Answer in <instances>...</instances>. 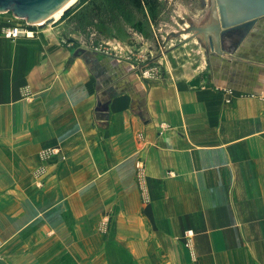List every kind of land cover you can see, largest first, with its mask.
Wrapping results in <instances>:
<instances>
[{
    "label": "crops",
    "instance_id": "1",
    "mask_svg": "<svg viewBox=\"0 0 264 264\" xmlns=\"http://www.w3.org/2000/svg\"><path fill=\"white\" fill-rule=\"evenodd\" d=\"M74 51L0 33V264H264V21L156 78Z\"/></svg>",
    "mask_w": 264,
    "mask_h": 264
},
{
    "label": "rangeland",
    "instance_id": "2",
    "mask_svg": "<svg viewBox=\"0 0 264 264\" xmlns=\"http://www.w3.org/2000/svg\"><path fill=\"white\" fill-rule=\"evenodd\" d=\"M206 11L207 0H140V4L121 7L120 11L113 10L107 0H79L57 21L32 30L33 35L53 37L58 45L69 50L83 48L87 54L116 58L140 70L151 65H157L160 72L166 68L173 70L180 67L186 56L191 58L189 66L196 69L195 65L201 64L196 57L202 56L204 63L206 52L195 37L190 39L192 33L186 31V19L197 26ZM8 19L23 21L14 19L9 11L0 14L2 26ZM0 33L6 38L2 27ZM186 51L189 55H185ZM109 258L112 264H122L128 257L122 251H110Z\"/></svg>",
    "mask_w": 264,
    "mask_h": 264
},
{
    "label": "water",
    "instance_id": "3",
    "mask_svg": "<svg viewBox=\"0 0 264 264\" xmlns=\"http://www.w3.org/2000/svg\"><path fill=\"white\" fill-rule=\"evenodd\" d=\"M70 0H0V12L24 19L27 23H41V26L54 21L51 15ZM77 2V1H76ZM76 2L66 8L73 6ZM187 20V33L196 38L205 52L214 54H235L247 36L261 26L264 21V0H207L204 20L192 26ZM83 48H77L73 55L82 56ZM99 119L107 117L105 110L97 108Z\"/></svg>",
    "mask_w": 264,
    "mask_h": 264
},
{
    "label": "built area",
    "instance_id": "4",
    "mask_svg": "<svg viewBox=\"0 0 264 264\" xmlns=\"http://www.w3.org/2000/svg\"><path fill=\"white\" fill-rule=\"evenodd\" d=\"M3 12H0V14ZM20 19L17 18L16 16H14V19ZM41 23H27L24 19L22 21V23H16L14 21H11L10 19H8L6 21V24L4 26H2V32L4 34V36L7 39L10 40H14L20 36H33V28L36 26H40ZM141 74L142 76H144L145 78H156L160 75V69H158L157 65H151L148 67H144L141 70ZM58 152L57 148H45L41 151L40 156L44 159L49 158L50 156L56 154ZM43 172V170H38L37 172H35V175L39 176L41 173ZM138 181L140 184V189L142 192L146 193V187H145V182H144V176H143V172L140 168V171L138 172ZM187 236L190 237L191 236V232L188 231L187 232Z\"/></svg>",
    "mask_w": 264,
    "mask_h": 264
},
{
    "label": "trees",
    "instance_id": "5",
    "mask_svg": "<svg viewBox=\"0 0 264 264\" xmlns=\"http://www.w3.org/2000/svg\"><path fill=\"white\" fill-rule=\"evenodd\" d=\"M145 1H147V0H145ZM78 2H79V0L73 6H71L69 9L64 11V13H67L68 11H70L73 7H75L77 5ZM107 2L109 5H112L113 10H116V11H120L121 7L130 8L132 5L140 4V0H107ZM105 13H107V12H105Z\"/></svg>",
    "mask_w": 264,
    "mask_h": 264
},
{
    "label": "bare ground",
    "instance_id": "6",
    "mask_svg": "<svg viewBox=\"0 0 264 264\" xmlns=\"http://www.w3.org/2000/svg\"><path fill=\"white\" fill-rule=\"evenodd\" d=\"M77 0H70L67 4H65L64 6H62L61 8H59L58 10H56L52 15H51V17H52V19L54 20V21H57L60 17H61V15L63 14V12H64V10L66 9V8H68L70 5H72L74 2H76ZM40 24V23H39Z\"/></svg>",
    "mask_w": 264,
    "mask_h": 264
}]
</instances>
